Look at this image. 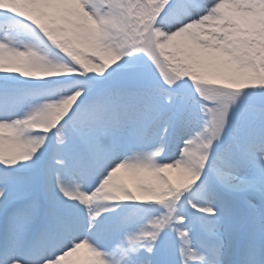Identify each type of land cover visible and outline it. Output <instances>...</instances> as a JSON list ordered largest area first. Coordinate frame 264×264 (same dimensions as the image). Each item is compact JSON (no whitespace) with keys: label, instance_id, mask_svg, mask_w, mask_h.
<instances>
[{"label":"snow or ice","instance_id":"1","mask_svg":"<svg viewBox=\"0 0 264 264\" xmlns=\"http://www.w3.org/2000/svg\"><path fill=\"white\" fill-rule=\"evenodd\" d=\"M0 264H264V0H0Z\"/></svg>","mask_w":264,"mask_h":264}]
</instances>
